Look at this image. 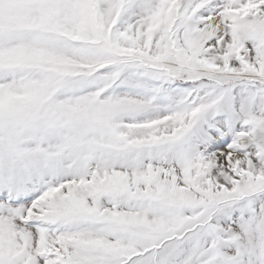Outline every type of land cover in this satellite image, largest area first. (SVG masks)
Listing matches in <instances>:
<instances>
[{"label": "snow or ice", "instance_id": "snow-or-ice-1", "mask_svg": "<svg viewBox=\"0 0 264 264\" xmlns=\"http://www.w3.org/2000/svg\"><path fill=\"white\" fill-rule=\"evenodd\" d=\"M0 264H264V0H0Z\"/></svg>", "mask_w": 264, "mask_h": 264}]
</instances>
